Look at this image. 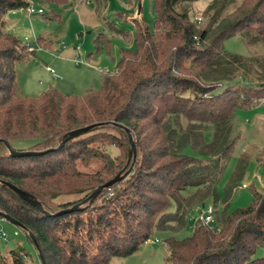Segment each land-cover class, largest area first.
<instances>
[{
    "label": "trees",
    "instance_id": "obj_1",
    "mask_svg": "<svg viewBox=\"0 0 264 264\" xmlns=\"http://www.w3.org/2000/svg\"><path fill=\"white\" fill-rule=\"evenodd\" d=\"M151 1L153 28L133 21L134 49L120 50L114 73L102 75L99 90L83 96L49 90L29 98L18 93L14 66L30 53L4 20L28 3L0 0V214L17 221L32 246L27 232L33 236L44 264H109L133 255L155 233L166 234L170 264H264V256L254 258L264 250V194L254 192L250 206L227 213L217 210L216 190L237 140L231 121L264 101V57L227 53L223 42L237 34L248 45L264 42V0H210L200 13L203 25L193 20L192 6L202 0ZM37 43L50 46L42 37ZM95 43L109 46L100 34ZM101 123L107 124L57 148L70 131ZM120 127L129 131L135 149L128 164L129 137ZM210 128L212 139L205 143ZM16 141L32 143L14 149ZM5 143L19 152L52 150L11 157ZM188 147L205 160L184 154ZM259 155L264 166V150ZM92 159L103 162L102 168L78 169ZM121 170L125 176L90 202L94 190ZM4 183L42 208L22 201ZM207 201L215 231L193 220L192 233L176 238L190 226V213ZM74 206L81 209L57 214ZM28 263L20 246L0 251V264Z\"/></svg>",
    "mask_w": 264,
    "mask_h": 264
},
{
    "label": "rangeland",
    "instance_id": "obj_2",
    "mask_svg": "<svg viewBox=\"0 0 264 264\" xmlns=\"http://www.w3.org/2000/svg\"><path fill=\"white\" fill-rule=\"evenodd\" d=\"M209 1L202 0L192 5L195 13L193 20L201 19L199 25L204 24V18L200 13ZM33 5L36 9H41L44 15L29 17L21 8L9 11L4 16V20L13 22L10 32L15 36L16 32L13 31L15 23L23 21L26 35L21 34L16 37L24 45L30 43L34 50L33 54L14 66L18 93L22 97L29 98L39 97L49 90L76 96H83L90 89L99 90L102 75L114 73L120 50L134 49L133 36L136 27L133 21H142L152 29L155 20L151 0H69L64 5L45 2H33ZM45 16L47 19H44ZM114 28L127 33L128 38L118 34ZM99 34L109 41L107 49L104 48V44L101 43L98 47L95 43L96 36ZM41 37L50 42L49 47L37 43ZM57 46L61 48V51L56 52ZM223 49L227 53L241 57L256 55L264 57V42L258 41L254 45H248L239 34L226 39L223 42ZM55 61L56 64H54ZM60 61L63 63L58 66ZM47 68L53 73L47 72ZM61 83L65 85H60ZM57 87L60 89L58 90ZM230 128L231 136L236 137L237 140L223 164V171L216 184L219 196L217 210L225 209L227 213L250 206L254 192L264 194V166L259 155L264 150V101L250 109L238 111L230 123ZM212 135V128L206 130L204 142H210ZM31 143L32 141H16L12 142L11 146L14 149H23ZM103 147L108 150L110 145L104 144ZM112 151L114 154L118 152L114 149ZM183 153L205 160L189 147ZM130 160L133 161L132 155L129 161L127 155L126 163H130ZM241 162L244 165L242 173L227 195V190ZM102 166L103 162L92 159L87 164L79 163L78 169L83 172H93ZM211 205L212 201H207L203 208L193 210L188 218L190 226L176 234V238L182 239L189 236L192 233L193 220L197 221L201 212L212 207ZM0 232L6 234V240L0 238L1 252L20 246L29 255L28 264H40L33 246L22 230L0 217ZM15 232L17 236L13 235ZM165 237L166 234L155 233L150 240L157 239L159 244L145 243L133 255L126 258H113L109 264H170L167 261L166 247L163 243ZM263 256L264 250L259 249L254 258Z\"/></svg>",
    "mask_w": 264,
    "mask_h": 264
},
{
    "label": "water",
    "instance_id": "obj_3",
    "mask_svg": "<svg viewBox=\"0 0 264 264\" xmlns=\"http://www.w3.org/2000/svg\"><path fill=\"white\" fill-rule=\"evenodd\" d=\"M106 124L107 123L92 124V125H89V126H86V127H83V128H79V129L70 131L68 134H66L62 138V140H61V142H60V144L58 145L57 148L61 147L66 141H68V140H70L72 138H76V137H79L81 135H84V134L88 133L89 131H91L92 129L97 128V127L104 126ZM109 124L110 125L117 126L114 123H109ZM120 128H122V127H120ZM122 129L127 133L128 137H129V142H130V151L128 153V161H129L131 155H132V157L134 159L135 149H134V145H133V142L131 140V136H130L129 131L127 129H125V128H122ZM5 145H6L7 149H8L9 155L11 157L35 156V155L43 154V153H46V152H50L52 150V149H49V150L44 151V152H31V151L19 152V151L12 150L6 143H5ZM121 172L118 175H116L113 179H111L110 181H108L107 183H105L104 185H102V186L98 187L97 189H95L94 192L88 197L89 201L92 202L95 199V197L97 196V194L101 190H103L105 188H108V187L116 184L121 178H123L126 173L123 174V175H120ZM4 186L7 187V188H9L13 193H15L17 195V197L19 199H21L22 201L28 203L29 205H31L33 207H36V208H39V209L42 208L41 207V204L33 196L25 193L24 191H21L20 189L14 187V186H12V185H10L8 183H4ZM80 209H81V206H74V207H72L70 209H67L65 211H61V212H59L57 214H60V213H63V212L76 211V210H80ZM0 217L3 218V219H5V220H7L11 224H13L15 227L21 228V225L17 221L13 220L11 217H9V216H7L5 214H0ZM27 233H28V235H29V237H30V239H31V241L33 243V246H34L35 250L37 251V253L39 255L40 263L41 264H44V262H43V260H42V258L40 256V253H39V250H38V246H37L36 241L34 240L33 236L29 232H27Z\"/></svg>",
    "mask_w": 264,
    "mask_h": 264
},
{
    "label": "built area",
    "instance_id": "obj_4",
    "mask_svg": "<svg viewBox=\"0 0 264 264\" xmlns=\"http://www.w3.org/2000/svg\"><path fill=\"white\" fill-rule=\"evenodd\" d=\"M25 2L28 3V5L24 8L26 14L30 17V16H34V15H38V16H43L44 12L41 9H36L33 5V2L30 0H24ZM195 21L199 24L201 22V19L199 18H195ZM26 51L30 54L34 53V50L32 49L30 43H26L25 45ZM63 46V45H62ZM78 49V48H77ZM76 49V51H77ZM47 70L50 73H53V71L49 68H47ZM213 208L212 207H208L207 209H204L201 212V215L199 216L198 220L201 224L209 226L210 230L215 231V226H214V217H213ZM196 221V220H195ZM14 236H17V233L15 232L13 234ZM0 238L2 240H6V234L3 232H0ZM159 241L157 239L154 240H148L147 244H151V245H155L158 244Z\"/></svg>",
    "mask_w": 264,
    "mask_h": 264
},
{
    "label": "crops",
    "instance_id": "obj_5",
    "mask_svg": "<svg viewBox=\"0 0 264 264\" xmlns=\"http://www.w3.org/2000/svg\"><path fill=\"white\" fill-rule=\"evenodd\" d=\"M138 15V14H137ZM5 22L7 23V27H6V29L10 32V28L14 25L13 24V22H10V21H8V20H5ZM14 32H16V36H18V35H21V34H24V35H26L25 34V32H24V28H23V21H17L16 23H15V28H14V30H13ZM35 32H33V34H34ZM19 37V36H18ZM58 51H61V48L59 47V46H57V48H56V52H58ZM62 61V60H61ZM59 62L58 63V66H61V64L63 63V62ZM54 64H56V61L54 62ZM46 71L47 72H49L47 69H46ZM60 71V70H59ZM60 85H65L64 83H61ZM59 87H63V86H59ZM59 87H57L58 88V90L60 89ZM62 93V92H61ZM159 244V243H158ZM155 245H157V244H155ZM167 253V252H166Z\"/></svg>",
    "mask_w": 264,
    "mask_h": 264
}]
</instances>
